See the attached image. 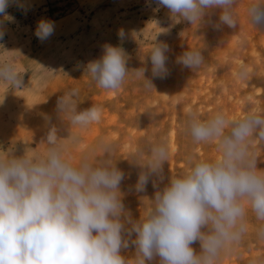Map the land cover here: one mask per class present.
Instances as JSON below:
<instances>
[{"label":"clouds","instance_id":"1","mask_svg":"<svg viewBox=\"0 0 264 264\" xmlns=\"http://www.w3.org/2000/svg\"><path fill=\"white\" fill-rule=\"evenodd\" d=\"M151 3L156 11L166 9L175 23L196 29L239 26L237 0ZM14 4L23 7L18 0H0V39L3 22H15L7 11ZM245 11L248 22L264 31V0H248ZM160 28L159 34L170 33ZM54 32L55 23L41 19L34 35L43 43ZM117 35L121 41L126 36L123 29ZM172 55L169 43L156 38L141 67L133 69L145 88L168 78L170 63L192 71L205 59L197 49H185L174 60ZM127 60L122 46L105 43L98 58L80 67L100 88L118 91L129 75ZM0 82L24 87L11 60L0 62ZM78 94L71 89L57 97L54 113L44 114V154L0 155V264H217L247 232L249 214L260 222L255 234L264 240V169L253 147L254 141L264 142V111L235 118L216 112L201 119L189 110L185 133L195 144L214 145L218 156L189 157L186 171L167 175V142H148L137 149L136 158L146 160L138 164L135 183L125 188L131 175L112 160L109 141H98L102 155L94 161L84 156L78 162L60 142L56 120L82 130L101 120L99 106L78 108ZM149 185L153 195L137 218L126 196L145 193ZM197 244L199 251L193 247ZM130 248L131 256L122 255Z\"/></svg>","mask_w":264,"mask_h":264},{"label":"rangeland","instance_id":"2","mask_svg":"<svg viewBox=\"0 0 264 264\" xmlns=\"http://www.w3.org/2000/svg\"><path fill=\"white\" fill-rule=\"evenodd\" d=\"M18 3L23 7L14 4L7 9L15 22L5 20L2 25L0 62L11 60L23 76L24 87L12 89L0 82V155L44 154L42 141L48 125L43 116L53 114L57 97L71 89L78 90L79 109L99 106L102 117L84 130L56 120L60 142L78 162L84 156L94 161L102 155L98 141H109L114 148L112 160L131 175L125 188L135 183L138 164L146 160H138L136 152L148 142H167V175L186 171L189 157L218 156L214 145L195 144L185 133L189 110L201 119L216 112L235 118L247 111H264V31L248 22V0H237L239 26L219 32L175 23L166 9L156 11L151 0ZM41 19L55 23L54 35L43 43L34 35ZM160 27L170 28V33L159 34ZM120 29L126 34L123 41L117 35ZM156 38L169 43L171 59L185 49H197L203 53L204 63L192 71L170 63L171 75L145 88L133 69L141 67ZM105 43L119 44L128 57L129 75L118 91L100 88L80 67L81 62L98 58ZM72 137H79V142ZM253 147L258 167L264 169V142L254 141ZM153 191L149 185L145 193L127 194L125 203L135 217L148 205ZM259 223L249 214L247 232L230 251L222 253L217 264H264V240L255 234ZM193 247L199 251L198 244ZM133 251L130 248L122 255L131 256Z\"/></svg>","mask_w":264,"mask_h":264}]
</instances>
